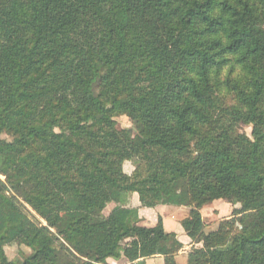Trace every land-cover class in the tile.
Masks as SVG:
<instances>
[{
	"label": "trees",
	"instance_id": "16d2710c",
	"mask_svg": "<svg viewBox=\"0 0 264 264\" xmlns=\"http://www.w3.org/2000/svg\"><path fill=\"white\" fill-rule=\"evenodd\" d=\"M132 194L187 264H264V0H0V264H178Z\"/></svg>",
	"mask_w": 264,
	"mask_h": 264
},
{
	"label": "rangeland",
	"instance_id": "374dc122",
	"mask_svg": "<svg viewBox=\"0 0 264 264\" xmlns=\"http://www.w3.org/2000/svg\"><path fill=\"white\" fill-rule=\"evenodd\" d=\"M231 103L232 101H229V104ZM116 121H117V127L119 129L134 130L133 124L131 123L128 117L121 116V117L116 118ZM241 132H246L248 135H251V129L247 126H242ZM135 168H136V163L134 161L126 162L124 165V171L128 175H132ZM1 178L4 179V177H1ZM116 206L117 205L115 203L109 204L104 211V216H108L112 212V210L116 208ZM129 207L139 208V210L143 209V211H146L145 213L141 214V216L143 217V220H144L143 222L149 223V224L155 219H157L155 213H161L165 216V220L166 219L171 220L169 213L177 212L176 208H174L173 210L168 211L167 214H164L162 211L163 210L162 208H165V206H158L155 209L154 208L153 209L142 208L137 194L130 195ZM241 207H242L241 204L233 205L223 200L215 201L212 204L205 206L202 209L201 213H202V217H203V220L206 226V234L217 231L219 228L220 222L226 219H230L232 217L233 211L240 210ZM25 208H26V212L29 218L32 221L46 225V222L43 219H41L29 206L26 205ZM178 209L180 210L179 213H177L174 217H172L174 221L177 220V218L179 219V218L184 217L185 215L184 210L188 211V208L186 207H178ZM149 210L153 212H150ZM156 222L157 221H155V223ZM178 224L181 227V223H179V221H178ZM236 228L237 229L241 228V225L237 223ZM172 229L176 230V227H173ZM180 238H183L182 240L186 243L185 245L186 248H188L189 239H187L186 237H180ZM5 251H6V255L8 259L11 261H21L26 256H29L32 253L29 247V242L25 238H21L19 240V243L7 246L5 248ZM184 259L185 258L182 256L181 258H179V262L182 264L184 262ZM152 260L153 259H151V261ZM152 262L156 264H160V262H158L155 259ZM98 264H127V260L125 258H121L119 260L107 259L104 261L103 260L100 261V263Z\"/></svg>",
	"mask_w": 264,
	"mask_h": 264
},
{
	"label": "crops",
	"instance_id": "0c3cea01",
	"mask_svg": "<svg viewBox=\"0 0 264 264\" xmlns=\"http://www.w3.org/2000/svg\"><path fill=\"white\" fill-rule=\"evenodd\" d=\"M157 208V207H156ZM174 208H176V210H177V212H173V213H169V215H170V219L171 220H165V216L163 215V214H161V213H155L156 214V218L157 219H155L154 221H152L150 224L149 223H144L143 221V217L141 216V214H143V213H145L146 211H143V209H140L139 210V213H140V217H141V225H144V226H147V227H154L156 224H157V222L155 223V221H158V218H162V221H163V225H164V227H165V229L168 231V232H172V233H175L176 235H177V237H178V239H179V241L183 244V246H184V248L182 249V251L179 253V255L177 256V263L178 264H181L180 262H179V258H181L182 256L185 258L184 259V262L182 263V264H187V261H188V254H189V252L191 251V249H192V247H193V244H192V242H191V240H190V238L186 235V233H185V231H184V229H183V227H182V225H181V227H180V225L178 224V221H179V223H181L185 218H187L188 217V211L187 210H184V213H185V215H184V217L183 218H177V220H173V218L172 217H174L177 213H179V209H178V207H169V206H165V208H162L163 210V213L164 214H167V212L168 211H171V210H173ZM155 209V208H154ZM150 212H153V211H151V210H149ZM173 227H176V230H173L172 228ZM183 235H185V236H183ZM180 237H186L187 239H189V247L188 248H186V243L182 240L183 238H180ZM154 259L155 260H157L158 262H160V264H164V260H163V258L162 257H157V258H153V260L152 261H154ZM151 260H149L148 262H149V264H156V263H154V262H150Z\"/></svg>",
	"mask_w": 264,
	"mask_h": 264
}]
</instances>
